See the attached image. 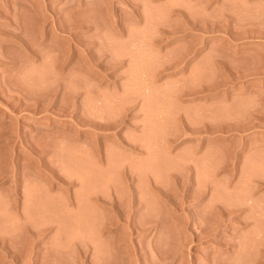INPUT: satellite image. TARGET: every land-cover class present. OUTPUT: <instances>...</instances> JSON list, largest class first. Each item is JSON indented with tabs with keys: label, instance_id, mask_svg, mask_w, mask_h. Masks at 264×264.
Listing matches in <instances>:
<instances>
[{
	"label": "rangeland",
	"instance_id": "374dc122",
	"mask_svg": "<svg viewBox=\"0 0 264 264\" xmlns=\"http://www.w3.org/2000/svg\"><path fill=\"white\" fill-rule=\"evenodd\" d=\"M0 97V264H264V0H0Z\"/></svg>",
	"mask_w": 264,
	"mask_h": 264
},
{
	"label": "bare ground",
	"instance_id": "6f19581e",
	"mask_svg": "<svg viewBox=\"0 0 264 264\" xmlns=\"http://www.w3.org/2000/svg\"><path fill=\"white\" fill-rule=\"evenodd\" d=\"M79 3H81V1H78ZM33 3V2H32ZM31 3V4H32ZM33 5V4H32ZM31 7H35V6H31ZM11 9L10 7H7V9ZM94 8V7H93ZM32 9V8H31ZM44 9H48V8H44ZM12 10V9H11ZM33 10V9H32ZM38 10H40V9H37V11L34 9L33 11H35V12H37L36 14H39L38 12H40V11H38ZM89 10V9H88ZM7 11V10H6ZM8 11H10V10H8ZM7 11V12H8ZM32 11V12H33ZM42 11V10H41ZM47 11V10H46ZM6 12V13H7ZM11 13V12H10ZM10 13H8V14H10ZM17 13V12H16ZM40 14H42V12L40 13ZM39 14V15H40ZM43 14H45V12H43ZM11 15V14H10ZM12 15H15V13L14 14H12ZM11 15V16H12ZM16 16H19V14H17ZM16 18V17H15ZM15 18H13L14 20H15ZM10 19V18H9ZM77 21H79V19H77V18H75ZM12 19H10V24H11V21ZM13 20V21H14ZM16 22H18L17 24L19 25L20 23H19V20L16 18ZM74 21V19H73V22L72 21H66L65 23H68L67 25H65V24H63L62 22H61V24H63V25H61V24H59L60 26L58 27V26H56L55 27V29H56V31H58V32H61V33H63V34H60L59 33V35H60V38H63L64 39V41L63 40H61L60 38V40L61 41H63L64 43L66 42L67 44H68V46H67V49L69 50L70 49V51L69 52H63V48L61 49V50H58V46L56 47V41H58L59 42V39H56L55 40V42H54V39H52L53 40V42L52 41H50V42H48V44L46 45L47 47H49V52H47V54L49 53L50 55H49V57L50 56H53V60H51V61H53L52 63H51V61L49 62V61H44V62H42V63H39V64H34L33 63V65H35L36 67H34V66H32L33 68H39V69H45V67L46 68H52L53 70H55V71H58V70H61V71H65V70H70V72L71 71H75V72H77L76 70H79L80 71V69H83V68H85L86 70L87 69H93L94 70V68H99V70L101 69V70H109V69H113L115 66H117V64H114L113 62H110L111 60H108L107 61V63H105V61H104V63H99V64H97V63H95L94 62V60L92 59L93 57H95V56H97V57H99V56H101L102 57V55L103 54H105L106 52H104L103 53V51H101V53H100V51L98 52V54H96L95 52V54L94 53H92L93 51H91V52H89V51H87V50H85V52H86V54H85V52L84 51H82V52H84L83 54L85 55V58H87V60L86 59H84V62H81V60H82V58H81V60L79 61V60H74V57H75V48H78V49H76V50H78V54L80 55L81 54V52H80V48H84L85 47V45H89L88 47H90L91 45L90 44H92L93 43V40L92 39H88V38H86V39H84V36L83 37H79L78 36V34H80V32H82L83 30V28H82V22H81V20L79 21V22H77V21ZM15 22V21H14ZM82 24H81V23ZM58 22H55V24H57ZM17 24H15V30L16 29H19V26H17ZM71 24V25H70ZM80 24V25H79ZM14 25V24H13ZM84 25V24H83ZM80 28H82L81 30L82 31H79L80 30ZM79 29V30H78ZM55 31V32H56ZM85 31V30H84ZM120 32V31H119ZM15 33V31L13 30V34ZM39 34H38V36H37V38H36V41L37 42H40L41 41V43H44L45 41H48V34H47V32H38ZM83 33V32H82ZM58 34V33H57ZM58 35V36H59ZM119 35H121L120 33H119ZM123 35V34H122ZM16 36H18V34L16 35ZM45 36V37H44ZM54 35H52V37H53ZM44 37V38H43ZM17 38V37H16ZM19 38V37H18ZM21 39H25L26 38V36H22V37H20ZM23 39V40H24ZM22 40V41H23ZM24 42V41H23ZM23 42H21V43H23ZM63 43V44H64ZM20 46H22V47H26L23 51L26 53V56L28 55V57H34V58H39V56H41V54L38 52V51H36V49L35 48H29V47H27V46H25V44L23 45V44H20ZM84 46V47H83ZM69 47H71V48H69ZM52 48V49H51ZM124 48V46H122V49ZM48 49V48H47ZM71 49H72V51H71ZM89 50V49H88ZM50 51H51V53H52V55H51V53H50ZM62 52V54H61V52ZM67 51V50H66ZM123 51H124V49H123ZM124 53V52H123ZM122 53V54H123ZM83 54H81L80 56L82 57L83 56ZM100 54V55H99ZM77 55V54H76ZM99 55V56H98ZM124 56H125V53L123 54ZM47 56V55H46ZM124 56H122V57H124ZM4 57V56H3ZM9 57V56H8ZM8 57H6L5 56V58L10 62V60L8 59ZM96 57V58H97ZM10 58V57H9ZM12 58V57H11ZM84 58V57H83ZM100 58V57H99ZM80 59V58H79ZM90 59H92V60H90ZM6 60V61H7ZM85 60L87 61V62H85ZM123 60V59H122ZM83 61V60H82ZM121 61V60H120ZM9 62H7V63H9ZM27 62V61H26ZM46 62V63H45ZM35 63H37V62H35ZM47 63H51V64H47ZM29 65L31 66V64H30V62H29ZM22 66H24L23 64H22ZM28 66V65H27ZM29 67V66H28ZM31 68V67H30ZM48 68V69H49ZM84 69V70H85ZM92 70V71H93ZM100 70V71H101ZM97 71V70H96ZM1 98V97H0ZM3 99V98H2ZM21 99V98H20ZM22 100V99H21ZM3 101V100H2ZM18 102H19V100H17ZM21 102H23V101H21ZM2 103V102H1ZM0 103V104H1ZM64 114V113H63ZM82 120H84V119H82ZM123 121V120H122ZM121 121V122H122ZM80 122V121H79ZM90 122V123H89ZM95 122V121H94ZM92 123V121H90V120H88V123H87V125H89V127H91V128H95L96 130H98V131H102V130H104V132H107L108 131V129H113L112 127L114 126L113 124H115L114 122H113V124H111L112 122H110V121H108V123L110 122V124H105L106 122H105V120H104V124H103V122L102 123H100V121L98 122V121H96L97 123ZM116 122V121H115ZM85 124V123H84ZM1 125V124H0ZM86 125V124H85ZM115 125H117V124H115ZM117 126H119V123H118V125ZM116 126V127H117ZM2 127V126H1ZM115 127V126H114ZM115 127V128H116ZM98 128V129H97ZM118 128V127H117ZM1 129H3V128H0V131H1ZM43 129V128H42ZM67 129V128H66ZM101 129V130H100ZM39 130H41V129H39ZM114 130V129H113ZM3 131V130H2ZM68 131V130H67ZM71 131V130H70ZM69 131V132H70ZM91 131H93V129L91 130ZM69 132H67L68 134H70ZM3 133V132H2ZM61 133V132H60ZM93 133V132H92ZM97 133V132H96ZM100 133L101 132H99V134L98 135H100ZM108 133V132H107ZM107 133H106V135H107ZM67 134V135H68ZM95 133H93V135H94ZM0 135H1V133H0ZM64 135V132L62 133V136ZM96 135V134H95ZM98 135L96 136V137H98ZM109 135V134H108ZM116 135V134H115ZM65 136V135H64ZM63 136V137H64ZM81 136V135H80ZM88 136H90V134H88ZM100 136H103L102 134L100 135ZM71 137H74V136H72L71 135ZM70 137V138H71ZM103 137H105V136H103ZM113 137H115V136H113ZM69 138V137H68ZM80 138V137H79ZM78 137H77V139H79ZM116 138H118V137H116ZM115 138V139H116ZM64 139H65V137H64ZM122 139V137H120L118 140H121ZM67 140V139H66ZM117 140V141H118ZM67 141H69V140H67ZM74 141H75V139H74ZM74 141H72V143H75ZM116 141V142H117ZM125 141V140H124ZM66 142V141H65ZM70 142V141H69ZM68 142V143H69ZM64 143V142H63ZM67 143V142H66ZM71 143V142H70ZM65 144V143H64ZM76 144V143H75ZM95 143H93V145H94ZM123 144V143H122ZM79 144H77V147H78V150L79 149H81L82 147H81V145H80V147L78 146ZM97 145V143L95 144V147H96V149H94V153H97L96 154V156L98 155V150L100 151V149L98 148V146H96ZM87 146H88V144H87ZM91 146H92V144H91ZM91 146H89V147H87V148H92ZM75 148H76V146H74ZM84 147V146H83ZM94 147V146H93ZM101 147V146H100ZM84 148H86V146L84 147ZM77 149V148H76ZM92 150V149H91ZM93 151V150H92ZM98 157V156H97ZM99 161V158H98V160H97V162ZM102 161V160H101ZM100 161V162H101ZM104 163H106V162H104ZM107 164V163H106ZM102 165V164H101ZM103 166V165H102ZM99 167V166H98ZM97 167V168H98ZM104 167V166H103ZM103 167H101L102 169H103ZM106 168H107V165L105 166ZM104 167V168H105ZM99 169V171L97 170L96 172H100L101 173V171H103L102 169ZM101 170V171H100ZM105 170V169H104ZM108 170V169H107ZM106 171V170H105ZM122 172H123V170H122ZM126 173V172H125ZM128 173V172H127ZM122 174H124V173H122ZM129 174V173H128ZM125 175V174H124ZM4 175H2L1 177H3ZM5 176H6V174H5ZM123 176V175H122ZM127 175H125V177H126ZM129 176H130V174L128 175V177H126V178H129ZM131 177V176H130ZM132 177H133V175H132ZM177 177V176H176ZM5 177H3V179H4ZM150 178H152V177H150ZM2 179V178H1ZM124 178L122 177V180H123ZM130 179V178H129ZM131 180V179H130ZM130 180H128V181H130ZM177 180V179H176ZM59 181V180H58ZM60 181L62 182V179L60 178ZM59 181V182H60ZM64 181H67V180H64ZM125 181V180H124ZM127 181V182H128ZM60 182V183H61ZM179 182V181H178ZM66 183V182H65ZM67 183H69L68 181H67ZM126 183V182H125ZM64 184V183H63ZM66 185V184H65ZM68 185V184H67ZM152 185V184H151ZM152 186H154V185H152ZM155 189L153 188V187H151V188H153L154 190H156V188H158L157 187V185H156V183H155ZM160 188V187H159ZM152 190V189H151ZM158 190V189H157ZM129 191V190H128ZM160 192H161V190H160ZM160 192L158 193V194H160ZM163 192V191H162ZM161 192V193H162ZM191 192V191H190ZM156 193H157V191H156ZM164 194H165V192H163ZM162 193V194H163ZM195 193V192H194ZM114 194V193H113ZM112 194V195H113ZM161 194V195H162ZM163 194V195H164ZM186 194H188V192L186 193ZM185 194V195H186ZM196 194V193H195ZM198 194V193H197ZM197 194H196V196H197ZM94 195H96V194H94ZM166 195V194H165ZM202 195V194H201ZM67 196H69V195H67ZM92 196V195H91ZM167 196H169V195H167ZM199 196H200V194H199ZM96 197V198H95ZM103 198H107V197H105V196H102ZM102 197L101 196H99V195H97V196H93V198L94 199H97V200H101L102 199ZM114 197H115V195H114ZM133 197V196H132ZM166 197V196H165ZM113 198V197H112ZM161 198V197H160ZM133 199V198H132ZM113 200H114V198H113ZM170 200V199H169ZM105 201V200H104ZM102 202H103V199H102ZM130 202H131V200H130ZM133 202V201H132ZM134 202H136V201H134ZM104 203V202H103ZM102 203V204H103ZM109 203V202H108ZM103 205H105V204H103ZM110 206V205H109ZM108 206V207H109ZM112 206V205H111ZM112 208V207H111ZM221 209V208H220ZM228 209V208H227ZM229 211V210H228ZM112 212H113V210H112ZM222 212V211H221ZM229 212H232L231 210L229 211ZM233 212H234V210H233ZM224 214V213H223ZM222 215V214H221ZM229 215H230V213H229ZM224 216V215H223ZM227 216V215H226ZM225 216V217H226ZM233 217V216H232ZM221 218V217H220ZM220 218H219V220H220ZM224 218V217H223ZM229 218V217H228ZM232 219V218H231ZM113 221V220H112ZM221 221V220H220ZM244 221H246L245 219H244ZM249 221V220H248ZM200 222H201V220H200ZM205 222V221H204ZM204 222H201V223H203L204 224ZM222 222V221H221ZM247 222V221H246ZM199 223V222H198ZM200 223V224H201ZM201 226H202V224H201ZM204 226V225H203ZM209 227V225H207L206 223H205V227L204 228H206V227ZM134 227V226H133ZM204 228H200V229H202V230H204ZM134 229V228H133ZM205 231V230H204ZM203 231V232H204ZM34 232V231H33ZM203 232H202V234H203ZM206 232V231H205ZM204 232V233H205ZM35 233V232H34ZM37 233V232H36ZM192 234H194V233H192ZM201 234V233H200ZM205 234H207V233H205ZM31 235V234H30ZM38 235V234H37ZM199 235V234H198ZM204 235V234H203ZM36 236V235H35ZM32 237V236H31ZM203 237H202V235H201V239H202ZM39 239V238H38ZM200 239V238H199ZM2 240V239H1ZM4 241H5V239H4ZM35 242V241H34ZM1 243V242H0ZM2 243H3V241H2ZM38 243V242H37ZM36 245V244H35ZM38 245V244H37ZM1 246V245H0ZM120 249V248H119ZM118 249V250H119ZM4 250V249H3ZM2 251V250H1ZM8 250H6V252H7ZM120 251V250H119ZM11 252V251H10ZM118 252V251H117ZM6 254H8V252L6 253ZM35 254V253H34ZM5 255V254H4ZM6 256V255H5ZM7 257V256H6ZM17 258H15V260H16ZM18 259H19V257H18ZM2 260V259H1ZM13 260V259H12ZM5 262V261H4ZM2 264V263H1ZM11 264H18L17 263V261H12L11 262ZM19 264H20V262H19Z\"/></svg>",
	"mask_w": 264,
	"mask_h": 264
}]
</instances>
